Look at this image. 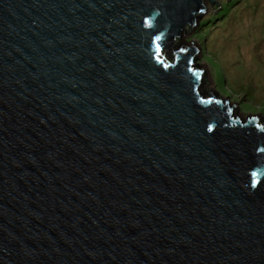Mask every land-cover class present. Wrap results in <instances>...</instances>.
<instances>
[{
    "label": "water",
    "instance_id": "1",
    "mask_svg": "<svg viewBox=\"0 0 264 264\" xmlns=\"http://www.w3.org/2000/svg\"><path fill=\"white\" fill-rule=\"evenodd\" d=\"M217 1L0 0V264H264V125L181 37Z\"/></svg>",
    "mask_w": 264,
    "mask_h": 264
},
{
    "label": "rangeland",
    "instance_id": "2",
    "mask_svg": "<svg viewBox=\"0 0 264 264\" xmlns=\"http://www.w3.org/2000/svg\"><path fill=\"white\" fill-rule=\"evenodd\" d=\"M196 28L184 30V42L199 43L196 65L203 66L199 94L205 88L238 101L233 115L258 113L264 125V0H218ZM172 51L165 52L171 60Z\"/></svg>",
    "mask_w": 264,
    "mask_h": 264
},
{
    "label": "snow or ice",
    "instance_id": "3",
    "mask_svg": "<svg viewBox=\"0 0 264 264\" xmlns=\"http://www.w3.org/2000/svg\"><path fill=\"white\" fill-rule=\"evenodd\" d=\"M157 51H159V49H157Z\"/></svg>",
    "mask_w": 264,
    "mask_h": 264
}]
</instances>
